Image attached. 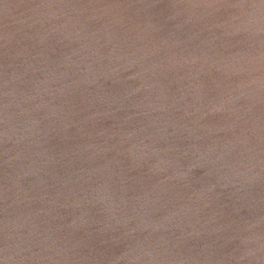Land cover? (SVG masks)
Masks as SVG:
<instances>
[{
    "label": "water",
    "instance_id": "95a60500",
    "mask_svg": "<svg viewBox=\"0 0 264 264\" xmlns=\"http://www.w3.org/2000/svg\"><path fill=\"white\" fill-rule=\"evenodd\" d=\"M0 264H264V0H0Z\"/></svg>",
    "mask_w": 264,
    "mask_h": 264
}]
</instances>
